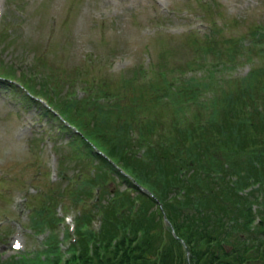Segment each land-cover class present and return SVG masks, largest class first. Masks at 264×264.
<instances>
[{"label":"trees","instance_id":"1","mask_svg":"<svg viewBox=\"0 0 264 264\" xmlns=\"http://www.w3.org/2000/svg\"><path fill=\"white\" fill-rule=\"evenodd\" d=\"M197 5L207 19L211 17L210 12L218 11L216 7L210 9L208 2ZM233 24L236 22H230L229 26ZM222 26L226 27V24L211 25L200 36L189 31L183 37L192 54L184 59L185 65L181 63L175 68L183 70L193 65L201 66V61L210 56L205 79L192 82V78L187 77L180 83H172L166 77L171 69L164 62L166 53L163 52L160 61L149 65L151 77L138 83L135 82L136 75H144L141 65L133 66L132 73L126 77L120 75L116 85L99 78L86 95L78 99L58 98L56 95L48 99L52 108L80 131L79 135L68 129L76 146H81L79 154L88 161L95 160L92 175L85 173L74 189L68 191L71 198L81 191L89 194L92 184L105 181L107 176L113 182V174L129 190L126 192L114 185L112 188L101 186L99 197H103L106 189L111 193L104 203L99 199L94 202L101 211L98 229L92 232L85 226L89 214L87 210L82 211L76 225L78 247L76 250L69 248L67 257L60 259L52 244L44 250L43 257L39 252L20 254L9 256V262L0 260V264H242L245 261L243 246L246 245L240 247L242 240L253 237L256 240L254 245L261 247L256 252L264 255L263 210L257 214L262 223L256 224L252 234L248 227L254 217L250 204H264V188L260 186L264 181V62L221 82H216L212 76L215 68L232 67L236 56L248 59L256 45H261L259 52L263 51L264 57V26L248 27L240 35H223ZM248 33L250 40L244 44L241 39ZM175 49L169 48V55ZM11 73L5 69L1 75ZM23 80L32 92L43 94L46 90L43 88L45 77L37 88L31 78ZM224 83L226 85L222 86ZM206 90L214 92L208 98L197 99L198 93ZM126 91L131 95L120 101L121 93ZM107 99L111 100L108 102ZM154 103L157 104L155 108ZM111 104L117 107L114 115H111ZM89 105L99 109L85 114L104 118L105 126L111 121L116 123L112 118L115 116L118 122L124 109L135 113L138 108L143 110L139 140L144 132L148 135L155 127L168 125L169 132L152 138L151 144L141 152L142 156L135 155L126 133L130 124L125 119L123 125L111 130L105 129L104 125L101 129L94 128L100 133L96 138L91 127L85 132L79 128L85 123L75 114ZM166 110L170 115L163 121ZM43 112L50 114L46 109ZM90 116L87 118L91 119ZM99 137L102 140H98ZM90 144L104 156L91 150ZM215 144L221 147L225 159L210 156ZM230 149L232 151L228 152ZM234 152L244 155L235 163L228 160ZM132 180L151 195L140 190ZM248 180L259 182V185L241 194L239 190ZM167 191H170L168 195ZM132 200L137 201L133 208ZM168 222L174 235L169 231ZM185 249L188 250L187 260L183 253Z\"/></svg>","mask_w":264,"mask_h":264},{"label":"rangeland","instance_id":"2","mask_svg":"<svg viewBox=\"0 0 264 264\" xmlns=\"http://www.w3.org/2000/svg\"><path fill=\"white\" fill-rule=\"evenodd\" d=\"M203 2H208L210 9L216 7L218 10L216 13L210 12L211 17L208 19L202 8L197 5ZM231 17L239 18L240 21L244 19L245 22L238 23L234 28L229 25L223 27V35L241 34L245 25L252 27L259 22L264 24V0H0V74L5 69L11 71L13 68L15 75H19L22 69V76L28 77L31 71H35L36 75H31L35 88L42 84L45 77L43 88L46 90L42 96L46 100L53 95L65 98V93L70 91L73 85L84 87L85 94H81L84 96L99 78L116 85L120 81L118 77L130 75L131 68L136 65H141L144 73L142 76L136 75V83L151 77L149 63L160 61L161 53L165 52L164 62L171 69L166 73V77L175 84L187 77L192 78L193 82L198 78H206V67L211 59L210 56L203 57V66L176 69L178 64L185 65L184 59L192 54L183 41L184 34L192 31L200 36L207 32L211 25H220L224 20L229 22ZM249 40L248 33L241 42L246 44ZM171 47L176 49L169 55ZM242 58L241 55L236 56L230 68H215L212 73L215 81L221 82L223 79L242 75L254 64L253 61H264L261 54L256 52L247 61ZM224 85L226 84L222 86ZM48 86L52 88L51 91ZM39 89L42 90L41 87ZM213 92L206 90L198 93L196 97L208 98ZM20 94L16 85H11L8 80L6 84L0 77V260L6 259L7 262L11 257L4 242L6 235L12 230L16 229L12 237H17L26 248L39 246L40 237L31 238L28 235L30 230H33L28 227V213L33 204L39 208L38 212L33 214L36 218H48L51 214L47 212L50 206L48 203L52 197L63 202L62 207L67 210V217L71 219L78 211H94L92 199L87 198V192H77L76 196L80 198L77 197L78 199L71 202L66 188H74L85 173H88L87 167L94 168L95 160L88 161L79 154L81 146H76L71 138L72 132L68 129L56 134L55 128L60 119L39 115V105L26 95L19 97ZM130 95L128 91L121 93L120 101L126 100ZM110 100L107 99L108 102ZM41 102L45 104L44 100ZM96 108L99 109L94 105L84 106L75 114L77 117L81 116L85 123L79 127L83 132L90 127L101 129L106 123L104 118L97 115L93 118L92 115H87L89 113L85 114ZM115 108V105H110V111H113L111 115L117 113ZM126 110L124 109L123 117L119 118L118 122L115 116L112 118L116 123L111 121L109 126H104L105 129L111 130L123 125L126 122L124 119L127 120L131 128L126 133L132 139L135 155H139L141 149L145 148L144 141L140 146L134 144L135 138L138 137L136 125L140 119L137 113L134 119H130L129 111ZM198 110L201 114V109ZM184 112L187 113V110ZM169 115V110H166L162 115L163 121H166ZM89 116L91 119L87 118ZM25 118L36 119V123L25 127L19 134L14 127ZM167 131L168 125L155 127L149 139ZM92 132L95 138L100 134L97 129ZM47 134H50L49 139ZM40 137H44L47 144H42ZM99 138L98 140H102ZM32 140L35 141L33 144ZM220 150L221 147L215 144L209 152L210 156L225 159ZM242 156V153L238 155L234 152L228 160L235 163ZM47 168L49 181L45 174ZM113 175V182L109 177H106L105 181H98L100 189L101 186L112 188V185L119 189L125 187L116 175ZM55 187L56 191L52 192ZM100 189L92 188L89 193H97L99 198ZM47 192L49 193L44 200L42 195ZM169 192L167 191V195ZM110 193L106 189L99 200L104 201ZM42 203L44 206L41 207ZM58 208L59 204L54 212L59 214ZM259 210L264 211V204L253 202L250 205L252 215H260ZM257 223L259 222L248 224L251 234ZM39 225L40 223L34 228H39ZM59 225L60 223L55 224L56 230ZM242 241L241 245H238L241 247L246 244L243 247L247 258L242 264H247L250 259L252 264H264V258L259 257L257 260L251 254L252 250L256 252L251 248L255 238H244ZM184 257L188 259L186 251Z\"/></svg>","mask_w":264,"mask_h":264},{"label":"snow or ice","instance_id":"3","mask_svg":"<svg viewBox=\"0 0 264 264\" xmlns=\"http://www.w3.org/2000/svg\"><path fill=\"white\" fill-rule=\"evenodd\" d=\"M17 247H19V245H17Z\"/></svg>","mask_w":264,"mask_h":264}]
</instances>
